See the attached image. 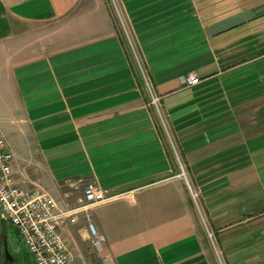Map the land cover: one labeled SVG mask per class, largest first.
<instances>
[{
  "label": "crops",
  "instance_id": "obj_1",
  "mask_svg": "<svg viewBox=\"0 0 264 264\" xmlns=\"http://www.w3.org/2000/svg\"><path fill=\"white\" fill-rule=\"evenodd\" d=\"M120 1L149 79L110 0H0L16 179L63 205L68 179L107 192L63 228L71 264H264V0Z\"/></svg>",
  "mask_w": 264,
  "mask_h": 264
},
{
  "label": "built area",
  "instance_id": "obj_2",
  "mask_svg": "<svg viewBox=\"0 0 264 264\" xmlns=\"http://www.w3.org/2000/svg\"><path fill=\"white\" fill-rule=\"evenodd\" d=\"M182 82L194 86L201 79L194 75L182 77ZM154 103L152 89L147 82ZM16 152L10 147L5 136L0 135V209L5 222L18 231L21 241L35 264H71L73 254L68 248L63 228L76 223L80 209L109 199L107 192L96 182L84 177L68 179L63 183L67 188L64 205L54 195L40 187L27 189L15 177L14 161ZM82 192L77 198L78 206L69 204L74 192ZM88 234L94 249L100 254L107 243V237L100 232L87 213ZM106 259V258H104Z\"/></svg>",
  "mask_w": 264,
  "mask_h": 264
},
{
  "label": "rangeland",
  "instance_id": "obj_3",
  "mask_svg": "<svg viewBox=\"0 0 264 264\" xmlns=\"http://www.w3.org/2000/svg\"><path fill=\"white\" fill-rule=\"evenodd\" d=\"M110 1L112 4V8L114 10L117 25L120 28L124 39L128 42L129 47L133 50L136 63L139 64L142 72L143 71L145 72L144 78L149 79L144 61L138 50L137 44L133 36V30L131 28L132 22H130V20L127 18V15L124 12V7L126 6V2L125 1L121 2L120 0H110ZM262 175H263L262 173H254V176H256L257 178L256 180L258 181V185L255 183L253 185L255 188L259 187L261 183H264V179L263 177H261ZM58 201L60 200L58 199ZM6 227L8 229L7 232H8V238H9L8 240H9L10 250L17 257L18 261L21 264H24L25 250L27 249L25 245L23 244V242L21 241L19 235L14 231V228L11 226V224L6 222ZM210 237H212V238H209L212 241V244L214 243L217 245L216 239L213 236H210ZM218 256H219L218 259L222 264H228L227 254L220 252L218 253Z\"/></svg>",
  "mask_w": 264,
  "mask_h": 264
},
{
  "label": "water",
  "instance_id": "obj_4",
  "mask_svg": "<svg viewBox=\"0 0 264 264\" xmlns=\"http://www.w3.org/2000/svg\"><path fill=\"white\" fill-rule=\"evenodd\" d=\"M8 232L6 227V222L3 218L1 209H0V248L2 247V264H7V262L13 263L16 260V256L11 252Z\"/></svg>",
  "mask_w": 264,
  "mask_h": 264
},
{
  "label": "trees",
  "instance_id": "obj_5",
  "mask_svg": "<svg viewBox=\"0 0 264 264\" xmlns=\"http://www.w3.org/2000/svg\"><path fill=\"white\" fill-rule=\"evenodd\" d=\"M8 231V229H7ZM14 231L18 234V231L14 228ZM19 235V234H18ZM20 237V236H19ZM21 239V238H20ZM2 258H3V253H2V247L0 248V264H2ZM7 264H21L18 259L16 258V260L11 263V262H7ZM24 264H35L32 257L30 256V254L27 252V250H25V259H24Z\"/></svg>",
  "mask_w": 264,
  "mask_h": 264
}]
</instances>
